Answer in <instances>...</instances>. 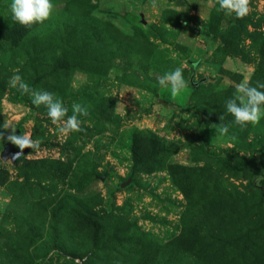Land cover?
Instances as JSON below:
<instances>
[{"label": "rangeland", "instance_id": "1", "mask_svg": "<svg viewBox=\"0 0 264 264\" xmlns=\"http://www.w3.org/2000/svg\"><path fill=\"white\" fill-rule=\"evenodd\" d=\"M11 3L0 126L40 147L0 158V264H264V116L242 128L225 108L240 82L264 83V0L243 18L217 0H51L29 27ZM177 67L173 97L158 77ZM16 74L65 120L85 106L82 130L61 134Z\"/></svg>", "mask_w": 264, "mask_h": 264}, {"label": "clouds", "instance_id": "2", "mask_svg": "<svg viewBox=\"0 0 264 264\" xmlns=\"http://www.w3.org/2000/svg\"><path fill=\"white\" fill-rule=\"evenodd\" d=\"M217 3L219 4L218 11H223L226 15L234 13L237 18L245 17L250 11V0H217ZM150 4L154 8L158 6L157 0H150ZM53 10L54 5L51 3V0H12L10 4L13 20L25 27H29L34 23H43L50 18ZM192 67L193 69H197L198 64L193 62ZM15 71L18 73L19 69ZM158 83L161 87H170L172 96H177L186 87L182 68L177 67L173 71L158 77ZM9 85L18 87L23 94H29L32 103L37 107L44 105L47 108V115L52 123L60 125L59 132L61 134L82 130L78 117L89 114L85 106L74 104L73 114L65 120L64 117L67 115L68 109L64 107L62 101L54 98L52 93L30 89L27 84L22 82V78L18 74L13 75L9 79ZM259 89H264V83L258 81L257 86L252 87L247 81H242L236 85L238 95L225 102L227 113L231 114L234 117V123L242 128L246 127L249 123L258 124L261 117L264 116V108H262L264 106V91H260ZM222 119L223 116H220L219 120ZM0 127L5 130H11V134L7 136V139L20 149V153H17L15 156L16 159L21 156V153L26 148L32 150L39 149L40 145L38 141L32 140L30 134L17 135L15 127L9 122L5 121ZM218 132L220 134L227 133V126L219 127ZM3 138V133H0V139L3 140ZM49 255L52 256L54 253H50ZM76 264H80V261L77 260Z\"/></svg>", "mask_w": 264, "mask_h": 264}, {"label": "water", "instance_id": "3", "mask_svg": "<svg viewBox=\"0 0 264 264\" xmlns=\"http://www.w3.org/2000/svg\"><path fill=\"white\" fill-rule=\"evenodd\" d=\"M17 153H20V149H18L11 142H6L3 146L1 153H0V158L3 161L10 160L14 164V163H16V161L18 159L26 156L29 153V148L24 149L23 153H21V156L18 159L15 158ZM128 183H129V181L122 184L121 187H125Z\"/></svg>", "mask_w": 264, "mask_h": 264}]
</instances>
